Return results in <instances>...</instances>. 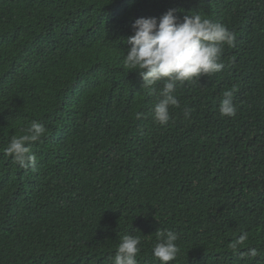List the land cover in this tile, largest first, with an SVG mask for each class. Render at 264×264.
<instances>
[{
    "label": "trees",
    "instance_id": "1",
    "mask_svg": "<svg viewBox=\"0 0 264 264\" xmlns=\"http://www.w3.org/2000/svg\"><path fill=\"white\" fill-rule=\"evenodd\" d=\"M169 9L235 41L160 125L123 59L134 21ZM34 120L46 133L21 168L3 150ZM158 229L179 237L169 264H264V0H0V264H113L126 234L138 264H160Z\"/></svg>",
    "mask_w": 264,
    "mask_h": 264
},
{
    "label": "clouds",
    "instance_id": "2",
    "mask_svg": "<svg viewBox=\"0 0 264 264\" xmlns=\"http://www.w3.org/2000/svg\"><path fill=\"white\" fill-rule=\"evenodd\" d=\"M169 9L161 17H140L133 25V34L127 36V51L123 59L125 67L138 71L143 80L142 87L149 89L158 97L152 108V118L160 125H167L172 118L170 107H180L177 87L186 81L211 76L220 72L225 65L221 61L224 45L233 46L234 33L224 24L203 18L199 14L185 15L181 19ZM163 87L157 89L159 82ZM235 89L225 90L219 104L222 116L234 117L237 106L234 103ZM185 118H190L191 109H183ZM46 133L43 124L32 121L26 134L13 136L3 150L6 156L21 168L35 167L37 158L31 152L29 143L39 141ZM157 243L153 248V256L160 264H169L175 260L180 249L176 243L178 234L171 231H156ZM248 239L242 233L229 246L233 251ZM141 237L126 234L113 257V264H138L136 259L140 252ZM248 255H258L257 248L248 250Z\"/></svg>",
    "mask_w": 264,
    "mask_h": 264
}]
</instances>
